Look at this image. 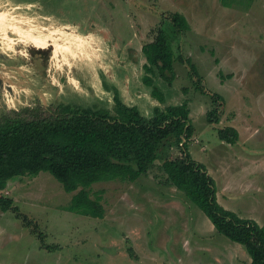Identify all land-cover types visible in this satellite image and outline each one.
I'll use <instances>...</instances> for the list:
<instances>
[{
  "label": "rangeland",
  "instance_id": "rangeland-1",
  "mask_svg": "<svg viewBox=\"0 0 264 264\" xmlns=\"http://www.w3.org/2000/svg\"><path fill=\"white\" fill-rule=\"evenodd\" d=\"M173 12L190 27L175 55L197 67L206 95L176 61L172 85L154 78L160 103L144 83L142 47ZM115 94L145 118L187 101V152L213 179L218 203L264 225V0H0V116L59 102L113 114ZM209 96L222 98L218 124L206 120ZM226 127L237 130L235 144L220 140ZM162 161L135 182L92 185L102 219L71 212L74 193L49 173L10 180L3 194L27 220L0 211V264H249L245 249L167 182Z\"/></svg>",
  "mask_w": 264,
  "mask_h": 264
},
{
  "label": "trees",
  "instance_id": "trees-1",
  "mask_svg": "<svg viewBox=\"0 0 264 264\" xmlns=\"http://www.w3.org/2000/svg\"><path fill=\"white\" fill-rule=\"evenodd\" d=\"M189 28L184 15L169 13L153 30L152 40L142 47L144 83L152 87V97L160 103L165 98L154 85V78L172 85L176 61L189 66V77L199 78L193 82L195 90L206 95L199 87L197 67L189 58L175 55L172 46ZM117 94L113 97V114L105 108L59 102L47 109L38 105L1 115L0 211H13L26 219L3 191L12 179L46 172L66 193H74L71 212L102 219L105 210L101 197H91V186L112 180L135 182L162 157L159 167L167 182L202 211L218 233L241 245L249 264H264V225L224 209L217 201L213 179L187 152L194 134L187 101L164 109L156 106L152 117L145 118L136 107L122 103ZM209 99L211 109L206 120L218 124V100L222 98ZM218 136L223 142L235 144L239 135L235 128L226 127L218 131ZM172 146L181 150L180 157L166 155Z\"/></svg>",
  "mask_w": 264,
  "mask_h": 264
}]
</instances>
